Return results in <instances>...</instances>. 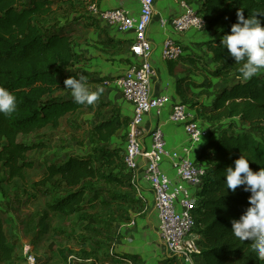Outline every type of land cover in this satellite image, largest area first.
<instances>
[{"label":"trees","instance_id":"16d2710c","mask_svg":"<svg viewBox=\"0 0 264 264\" xmlns=\"http://www.w3.org/2000/svg\"><path fill=\"white\" fill-rule=\"evenodd\" d=\"M71 0H0V87L13 92L17 110L11 116L0 114V199L6 197L5 182L25 179L26 171L37 162L28 158L30 152L44 148L42 143L26 144L19 139L48 127L59 128L62 120L92 105L73 101L71 90L64 81L76 76L78 63L72 37L64 32L45 31L55 10L53 4ZM245 18L253 11H264V0H204L199 13L210 21L213 29L232 16V25L238 22L235 10ZM264 25V16H259ZM215 43V42H214ZM210 46L214 61L219 65L218 75L233 74L235 82L225 88L207 107L205 114L219 138L208 152L210 164L207 176L197 193L198 208L194 214L199 224L203 264H264L249 250L246 241L241 245L231 234L232 219H239L250 206V192L239 186L235 192L225 190L223 175L228 166L241 155L249 158L254 171L264 167V70L244 80L239 65L227 49ZM85 84H87L85 82ZM120 115L114 114L92 131L98 147L92 152L51 162L43 170L41 179L33 188L41 197H50L41 214V233L50 231L51 216L73 217L86 222L93 229L95 203L105 190L100 183L127 187V194L115 193L114 199L127 205L133 203L122 222L130 220L138 210V201L132 195V173L125 164V150L111 148L112 138L123 128ZM17 247L6 232V220L0 209V264H16ZM113 264H128V257L107 255ZM166 264H182L175 258Z\"/></svg>","mask_w":264,"mask_h":264},{"label":"crops","instance_id":"0c3cea01","mask_svg":"<svg viewBox=\"0 0 264 264\" xmlns=\"http://www.w3.org/2000/svg\"><path fill=\"white\" fill-rule=\"evenodd\" d=\"M154 1L155 15L147 30V38L152 46L150 64L155 71L151 77V95L153 97L167 96L169 101L165 104L160 117L155 112L144 116L143 143L150 147L151 139L147 134L150 130L159 127L164 133L167 150L183 154L184 149H190L189 157L197 164L207 167L210 164V157L206 154L213 148L219 134L216 133L217 130L210 131L211 123L205 110L214 103L221 91L235 82L233 74L218 75L219 65L213 59L210 46L216 45L220 38L230 31L231 27L227 24L230 16L222 25L213 29L202 32L190 30L177 34L170 25L162 27L161 20L171 21L184 14L186 9L181 5L182 2L198 12L202 9L204 0ZM75 3H79L76 10L61 16L60 12L66 11L64 7L74 6ZM91 4H96L102 11L123 9L130 17L135 18L141 13L139 0H71L59 3L55 8L50 20L55 14L59 15L57 16L59 18H56L58 25L50 31L56 30L70 34L73 50L78 59L73 69L79 70L80 74L85 76L86 87L90 90L95 91L98 87L104 89L99 99L92 105V110L82 109L67 117L87 112L85 119L93 129L112 115H120L124 123L123 128L112 138L109 146L125 150L134 107L124 98L118 86L112 83L105 84V82L123 76L133 65L142 64L143 60L130 51L136 39L135 30L122 32L117 25L105 23L90 12ZM235 12L237 13L238 10L236 9ZM167 39H173L183 46L184 52L179 60L174 62L163 60V44ZM195 60L199 61L201 66H198ZM181 103L188 106L190 114L195 117L202 130L201 140L197 144L190 142L183 124L175 123L170 119L174 105ZM135 162L137 168L132 175L136 179L137 187H133L132 195L138 201V210L131 212L129 221L120 222L114 226L117 237L113 239L111 255L116 253L128 257V264L133 262L143 264L145 255L151 256H146L148 257L146 260L149 261L159 257L161 260L166 259L167 249L158 236L159 212L155 207L151 183L145 178V162L141 157H137ZM38 165L41 164L38 163ZM45 168L46 166L43 169ZM161 170L174 187L183 186L191 195L197 197L201 186H192L184 182L172 164L164 161ZM179 210H181L180 207ZM164 263L166 264V260Z\"/></svg>","mask_w":264,"mask_h":264},{"label":"built area","instance_id":"2783aa9c","mask_svg":"<svg viewBox=\"0 0 264 264\" xmlns=\"http://www.w3.org/2000/svg\"><path fill=\"white\" fill-rule=\"evenodd\" d=\"M140 15L130 17L123 9L102 11L96 4H91L90 12L109 25H117L122 32L135 30L136 39L130 47L131 53L143 60L140 65H133L123 76L105 84L118 86L124 98L133 105L134 115L129 124L128 140L125 149V164L132 174L137 168L135 159L141 157L146 165L145 178L151 183L154 192L155 207L159 212L160 226L159 239L165 244L167 257L175 258L182 264H203V248L200 245L199 224L194 214L199 200L191 195L183 186L174 187L171 180L162 172V163L169 159L176 169L178 176L192 186H202L209 166L199 165L190 157V149L184 153L169 151L163 131L158 127L147 134L151 139L150 147L143 143V118L146 114L155 112L160 117L169 97H153L151 95V77L155 74L150 64L152 46L147 38V30L155 15L154 0H139ZM181 5L185 13L171 21L162 19V27L172 26L177 34L190 30L206 31L210 25L209 19L203 14L194 11L186 3ZM183 46L167 39L163 44L162 57L166 62H174L181 58ZM171 121L184 125L190 142L197 144L202 137L197 120L190 114L184 103L174 105L170 116ZM131 183L137 187L136 179L132 175ZM179 207L181 210H179ZM133 222V220H131ZM24 256L27 264H38L30 246L24 247ZM73 257H69L72 260Z\"/></svg>","mask_w":264,"mask_h":264},{"label":"rangeland","instance_id":"374dc122","mask_svg":"<svg viewBox=\"0 0 264 264\" xmlns=\"http://www.w3.org/2000/svg\"><path fill=\"white\" fill-rule=\"evenodd\" d=\"M78 4L64 7L66 11L60 12L61 16L76 10ZM52 7L55 10L58 3ZM57 16L59 15L55 14L44 24L45 31L57 27ZM227 24L232 26V16L228 18ZM195 61L201 66L199 61ZM87 114L82 112L67 117L57 129L48 127L19 139L26 144L42 143L45 147L29 153L28 158L37 164L26 171L25 179L5 182L6 197L0 199V208L6 220V232L10 242L17 247L16 264H27L25 246H30L38 264H113L107 255L113 252V239L117 237L114 226L122 222V218L128 215L129 208L133 207V203L128 201L127 205L121 204L113 195L127 194V187L99 184L105 191L96 201L95 210L91 211L96 216L93 229H89L87 223L80 221L77 216L65 218L56 215L49 219L51 227L48 233H41L39 228L41 214L46 203L51 201L50 197H41L33 188V184L41 179L43 168L51 162H60L70 156L86 155L98 147L91 126L85 119ZM218 128L219 126L210 125L211 132L219 130ZM165 161L171 164L169 159ZM131 186L133 187L132 183ZM71 256L73 259L69 260ZM146 256L151 257L145 255L143 264H165V260L169 259L167 254L166 259L162 260L159 257L149 261Z\"/></svg>","mask_w":264,"mask_h":264},{"label":"clouds","instance_id":"9594fccd","mask_svg":"<svg viewBox=\"0 0 264 264\" xmlns=\"http://www.w3.org/2000/svg\"><path fill=\"white\" fill-rule=\"evenodd\" d=\"M259 16L264 11L254 10L251 16L245 18L238 10V22L231 26L230 33L220 38V47L227 49L231 57L239 65L238 72L244 80L251 79L259 71L264 70V25ZM64 81L66 89L71 90V96L76 104L94 105L104 89L98 87L95 91L86 87L85 76L78 74ZM17 110L15 94L0 87V114L11 116ZM226 176L225 190L233 192L243 186L245 192H250V206L239 219H232V236L245 245L246 241L251 253L259 261H264V167L254 171L249 165V158L244 154L234 161V166H228L223 173Z\"/></svg>","mask_w":264,"mask_h":264}]
</instances>
